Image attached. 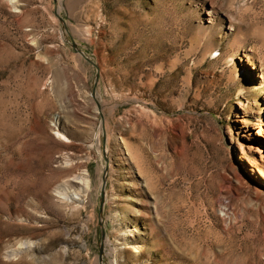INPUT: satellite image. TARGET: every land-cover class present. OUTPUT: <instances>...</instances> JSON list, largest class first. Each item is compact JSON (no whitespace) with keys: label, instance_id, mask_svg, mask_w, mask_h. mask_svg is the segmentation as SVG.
I'll return each mask as SVG.
<instances>
[{"label":"rangeland","instance_id":"rangeland-1","mask_svg":"<svg viewBox=\"0 0 264 264\" xmlns=\"http://www.w3.org/2000/svg\"><path fill=\"white\" fill-rule=\"evenodd\" d=\"M102 227L104 264H264V0H0V264Z\"/></svg>","mask_w":264,"mask_h":264},{"label":"water","instance_id":"water-1","mask_svg":"<svg viewBox=\"0 0 264 264\" xmlns=\"http://www.w3.org/2000/svg\"><path fill=\"white\" fill-rule=\"evenodd\" d=\"M79 52L81 54H83L99 70V66L95 63L94 60H92L91 58L87 57L85 55V53L83 52V50L79 49ZM98 77H99V75L97 74V79H98ZM108 168H109V162L107 160V165H106V169H105L104 176H103L102 197H101V203H100V208H99L100 217H101L102 212H103V205H104V200H105V187H106V183H107V171H108ZM100 223H101V226H102V221L101 220H100ZM104 254H105V230L102 227V237H101L100 249H99V260H100L101 264H104L103 263Z\"/></svg>","mask_w":264,"mask_h":264},{"label":"bare ground","instance_id":"bare-ground-1","mask_svg":"<svg viewBox=\"0 0 264 264\" xmlns=\"http://www.w3.org/2000/svg\"><path fill=\"white\" fill-rule=\"evenodd\" d=\"M232 25V24H231ZM233 26V25H232ZM231 26V28H233ZM250 50V49H249ZM245 56H247L246 54H245ZM261 132H262V126H261V128H260V130H258V132H257V134H261ZM62 138H64V137H62ZM108 151V150H107ZM249 163H250V165L252 166V169H253V171H255L256 170V172L258 171V172H261V170L259 169V165L254 161V160H252V159H250L249 160ZM88 174V173H87ZM80 183V184H82V191H85V194L90 190V188H91V182H90V178H88V177H85V176H82V175H79V174H77V175H72L71 177H69L67 180H66V182H65V184H67V185H71V184H73V183ZM58 187V186H57ZM62 190H64V189H62ZM91 191V190H90ZM66 192V191H65ZM65 192H63V193H65ZM67 193V192H66ZM65 193V194H66Z\"/></svg>","mask_w":264,"mask_h":264}]
</instances>
